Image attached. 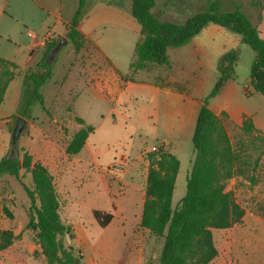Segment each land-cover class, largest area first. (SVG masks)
<instances>
[{"label":"rangeland","instance_id":"374dc122","mask_svg":"<svg viewBox=\"0 0 264 264\" xmlns=\"http://www.w3.org/2000/svg\"><path fill=\"white\" fill-rule=\"evenodd\" d=\"M98 1L88 0V4L93 5ZM103 1L115 3L116 12L111 13L109 17L102 16L101 20L97 17L99 15H95L92 25L101 29L102 36L106 37L105 41L111 52L126 54L124 45L127 42L124 35L125 33L129 35L126 29H131V22L134 25V29L131 30L134 32L135 47L142 36L141 25L131 13V0ZM212 1L217 3L212 4ZM212 6H215L214 8L219 11L235 7L243 8L253 23L264 33V0H156L154 12L162 20L183 22L193 12ZM50 18L54 19V16L51 15ZM29 25L34 28L33 23H29ZM108 33H110L109 39H107ZM121 43L123 48H121ZM239 44H241L240 34L216 23H209L189 43L169 48V66L151 64L132 76L134 80H154L157 85L181 91V117L184 125L189 120L188 103L202 101L216 82L219 56ZM242 46V53L236 66V78L230 80L229 84L227 83L228 89L231 91L227 94L224 93L225 86L221 93L210 99V103L224 101L228 102L232 109L248 108L261 125L264 124V97L253 89L250 82V63L254 57V51L246 44H242ZM57 47L61 51L60 61H68L73 57L72 44H60ZM54 61L51 62L53 68ZM62 70L61 66L56 75L60 76ZM14 84L18 89L22 87V75L16 78ZM43 86L44 84L41 87V92L45 89ZM54 89L55 84L51 81L47 88L46 109L38 100L33 101L31 120L40 124L42 121L48 120L46 118L49 117L47 113H49L50 107L55 111L58 109V105L52 106L50 102V91ZM13 92L12 89L0 110V159L17 157L22 152L19 150L20 137L17 154L15 155L12 150L10 128H14L17 122V118H13L12 115L18 113L20 105ZM149 101V97H142L137 103L134 102V107L132 105V108L125 114L127 119L124 116L113 114H108L100 119H91V122L97 125V129L91 135L89 142L94 146L98 155L97 162L101 164L102 170L106 171L102 181L97 178V168L91 167L71 172L65 178L64 186L62 183H59V186L56 184V190L62 200V217L72 227L70 233L63 235L61 240L65 247L72 245L78 254H82V264L159 263L163 244L162 237L154 235L149 229L137 223H130L123 229L118 226L117 229L109 231L106 226L99 225L92 211L98 207H115L117 200L113 198L114 201L109 204L104 189L105 183L114 181L112 179H117L116 176L119 174L110 171L108 166L111 162L119 159L123 153L129 155L126 157L123 154L127 160L126 167L136 157L142 163L149 162L148 152L155 150L148 151L146 147L152 144L159 147L160 135L154 132L156 130L153 117L148 118V123L138 119V108L140 106L151 107ZM108 106V104L99 105L102 111H107ZM167 108H172V106L167 105ZM10 114H12L11 120L6 123L7 117L3 116ZM217 115L226 125L242 167L241 173L227 180L226 190L231 191L236 201L245 208V215L241 222L235 223L229 228L213 229L218 255L209 264H264V145L262 140L257 137L261 133L264 134V126L261 128L255 125L257 129L252 133H247L242 128L243 121L237 122L229 118L227 111L222 110ZM245 115L250 116L244 114L243 120ZM160 122L162 124L161 120ZM63 126L66 133L72 134L77 127L83 126V124L74 118L63 120ZM193 128V125H190L183 129L182 134H174L171 137L168 134L165 135V148L177 155L181 161L172 199L173 207L179 205L186 193L187 176L195 155L192 142ZM23 129H25V125ZM159 130L167 131L163 128H158ZM37 132L33 131L32 141L33 143L36 141L35 146L39 141ZM66 142L64 141V143ZM20 174L21 179L9 174H3L0 178V227L11 228L15 233L12 244L0 250V264H48L42 253L36 232L27 227L31 217V202L22 182L30 188H33L34 184L29 173L22 169ZM5 208L11 211L12 216H9ZM77 219L85 224L88 239H84V232L79 229ZM87 240L91 243L88 244ZM100 240H108L114 244V248H104L98 245Z\"/></svg>","mask_w":264,"mask_h":264},{"label":"trees","instance_id":"16d2710c","mask_svg":"<svg viewBox=\"0 0 264 264\" xmlns=\"http://www.w3.org/2000/svg\"><path fill=\"white\" fill-rule=\"evenodd\" d=\"M87 1L78 0L75 13L67 23L66 36L77 51L86 41L79 23L86 12ZM155 6L156 0H131V13L141 25L142 36L130 63L131 75L119 72L125 80L134 79V73L151 64L169 66V48L189 43L209 23H216L241 36V44L219 56L218 78L201 101L192 134L195 155L187 176L186 193L177 207H173L172 199L180 159L165 148L164 142L155 151L148 152L146 198L140 225L163 238L158 264H209L218 255L213 229L229 228L241 222L245 215V208L231 191L226 190L227 180L242 172L239 155L226 125L210 107V99L218 95L227 82L236 78L242 44L254 51L250 82L254 90L264 97V36L241 7L219 11L212 6L193 12L183 22H175L160 19L154 12ZM54 45L55 42L49 45V51ZM16 68L14 61L0 56V105L15 77ZM52 72L53 66L45 58L36 71L25 74L19 111L12 115L13 118H29L35 100L46 109L41 87ZM75 119L83 126L73 134L66 147L69 155L78 153L94 130V125L86 123L83 118L76 116ZM242 128L247 133L257 129L253 119L247 115ZM12 130L13 127L10 128ZM257 137L264 145V134ZM19 150L22 152L17 157L0 159V178L9 174L21 179L22 169L31 175L33 188L22 182L31 202L27 227L36 232L48 264H82V254H78L72 245L65 247L61 240L63 235L70 233L71 226L62 217V200L52 171L25 148L20 147ZM5 210L12 216L8 208ZM93 214L101 227H105L113 216L111 212L100 209H95ZM14 238L13 229L0 227V250L10 246Z\"/></svg>","mask_w":264,"mask_h":264},{"label":"crops","instance_id":"0c3cea01","mask_svg":"<svg viewBox=\"0 0 264 264\" xmlns=\"http://www.w3.org/2000/svg\"><path fill=\"white\" fill-rule=\"evenodd\" d=\"M77 6L78 0H0V56L17 64L15 77L9 83L1 105L12 89L15 98L20 103L25 74L36 71L38 64L45 58L50 63L55 60L52 75L44 83L45 89H43L42 94L44 102L48 103L47 88L52 81L55 84V89L50 91V102L52 106L58 105V109L55 111L50 107L49 113H47L49 117L46 118L48 120L42 121L40 124L31 120L30 117L25 118V129L20 134V147L28 150L35 159L40 160L50 168L57 186L59 183L64 186L65 178L71 172H76L81 168L95 167L98 170L97 178L102 181V177H105L106 171H103L101 164L97 162L98 155L94 146L89 142L91 135L97 129V125L91 122V119L104 118L108 114L124 116L127 119L125 114L132 108V105L134 107V102L137 103L142 97H149L151 107L140 106L137 111L138 119L147 122L149 117H153L156 130L154 132L160 135V144L158 145L160 146L162 142H166V134L171 137L174 134H182L183 129L190 125L195 127L201 106L200 100L188 103L189 120L183 125L181 91L157 85L154 80H125L121 78L119 72L124 75L131 73L130 63L135 52L134 32L131 30L134 29L133 23L131 22V31L126 27L129 35L126 33L124 35L127 42L124 45L126 54L111 52L105 41L106 37L102 36L101 29L92 25L95 15H99L97 17L101 20L102 16L109 17L111 13H115V3L111 4L110 1L99 0L90 5L87 1L86 12L79 23V29L85 35L86 41L84 46L77 51L66 36L67 23L72 19ZM51 15L54 16V19L50 18ZM29 23H33L34 28H31ZM258 29L264 36L263 31L259 27ZM47 34H51V40L47 44H42L41 41ZM108 36L110 33L107 34V39H109ZM53 42L55 45L49 51V45ZM69 43L74 48L73 57L68 61H60L61 51L58 50L57 46ZM120 45L123 48V44ZM61 66L63 68L62 73L57 76L56 73L61 69ZM19 75H22V87L18 89L14 82ZM228 84L225 85L226 88L224 86L223 92L226 94L231 91L228 89ZM100 104H108L107 111H102L99 107ZM167 105L172 106V108H167ZM210 107L216 114L222 110L227 111L229 118L237 122L243 121V115L248 114L253 118L255 125L261 128L264 126V124L260 125L257 122L254 113L248 108L232 109L229 103L224 101L210 103ZM11 115L3 116L4 118L7 117L6 123L10 122ZM76 116L83 118L86 123L94 125V130L89 134L83 148L78 153L69 155L66 152V147L73 134L82 126L77 127L72 134L66 133L63 120L74 119ZM158 128L167 131H158ZM33 131H38L39 141L36 146V141L34 143L32 141L34 138ZM64 141L67 142L64 143ZM154 146V144L147 146L146 150H152ZM123 154L126 157L129 156ZM148 167V161L142 163L136 157L128 163L125 171L116 176L117 179L105 183L104 189L108 203H112L114 199L117 200L115 207L95 208L112 213L113 216L106 225L107 230L117 229L118 226L123 229L130 223L140 224L146 198ZM78 221L79 229L84 232V239H88L85 224L81 220ZM87 241L88 244L91 243L89 240ZM98 245L104 248H114V244L108 240H100Z\"/></svg>","mask_w":264,"mask_h":264},{"label":"built area","instance_id":"2783aa9c","mask_svg":"<svg viewBox=\"0 0 264 264\" xmlns=\"http://www.w3.org/2000/svg\"><path fill=\"white\" fill-rule=\"evenodd\" d=\"M50 40H51V34H47V35H45V37L43 38V40L41 41V43L42 44H47ZM152 149L153 150H156L157 147L154 146ZM126 164H127V160L122 155L121 157H119V159L111 162L109 164L108 168L110 169V171H112L114 173H122L126 169Z\"/></svg>","mask_w":264,"mask_h":264},{"label":"water","instance_id":"95a60500","mask_svg":"<svg viewBox=\"0 0 264 264\" xmlns=\"http://www.w3.org/2000/svg\"><path fill=\"white\" fill-rule=\"evenodd\" d=\"M25 122H26L25 118L22 116H19L12 130V150L15 155L18 152V141H19L21 131L25 125Z\"/></svg>","mask_w":264,"mask_h":264}]
</instances>
